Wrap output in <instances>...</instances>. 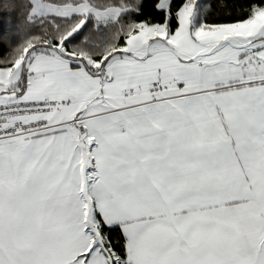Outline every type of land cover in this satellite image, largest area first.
Returning a JSON list of instances; mask_svg holds the SVG:
<instances>
[{"label": "snow or ice", "instance_id": "1", "mask_svg": "<svg viewBox=\"0 0 264 264\" xmlns=\"http://www.w3.org/2000/svg\"><path fill=\"white\" fill-rule=\"evenodd\" d=\"M0 264H264V0H0Z\"/></svg>", "mask_w": 264, "mask_h": 264}]
</instances>
